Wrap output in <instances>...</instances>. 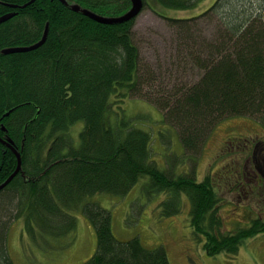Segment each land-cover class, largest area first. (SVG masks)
Masks as SVG:
<instances>
[{
    "label": "trees",
    "instance_id": "trees-1",
    "mask_svg": "<svg viewBox=\"0 0 264 264\" xmlns=\"http://www.w3.org/2000/svg\"><path fill=\"white\" fill-rule=\"evenodd\" d=\"M65 1L0 0V19L12 15L0 23V138L11 141L21 158L20 171L0 191V264H15L6 244L9 222L22 220L27 236L47 243L41 249L56 251L74 240L71 212L79 210L96 235L94 253L82 264H170L162 245L148 249L138 237L117 239L110 211L91 201L101 193L124 196L138 184L147 195L163 196V218L179 215L188 199L189 225L207 256L236 255L264 232L263 212L253 208L262 200L244 198L246 189L238 196L234 183L242 166L230 163L222 173L224 188L238 199L234 209L248 216L245 226L229 222L234 227L228 228L221 214L225 199L211 176L197 180L196 168L220 121L251 118L264 132V0H216L196 17H163L174 51L154 65L140 57L136 18L102 24L71 8L118 17L130 0ZM156 1L187 9L202 0ZM46 25L47 38L37 49L2 53L38 42ZM129 99L162 113L177 133L182 157H169L164 166L152 158L141 115L126 116L121 107ZM239 137L234 146L246 157L250 141ZM184 162L188 170L180 171ZM16 167L15 154L0 142V184Z\"/></svg>",
    "mask_w": 264,
    "mask_h": 264
},
{
    "label": "rangeland",
    "instance_id": "rangeland-1",
    "mask_svg": "<svg viewBox=\"0 0 264 264\" xmlns=\"http://www.w3.org/2000/svg\"><path fill=\"white\" fill-rule=\"evenodd\" d=\"M145 1L147 6L134 21V41L139 47L140 57L154 65L159 62L163 64L174 51L172 29L163 17L175 19L196 17L216 0H202L187 9L167 7L156 0ZM206 28L209 34L211 25ZM187 75L190 79L195 78L196 71L187 72ZM121 107L126 116L134 118L141 115L140 126L151 133L152 158L159 165L164 166L165 160L169 157H182L183 149L176 131L163 122L162 113L153 105L142 100L129 99L124 100ZM254 127L257 125L251 118L230 117L220 121L207 139L197 164V180L202 181L206 175L211 176L213 184L225 199L221 214L228 228L234 227L229 222L244 225L247 214L242 209H234L238 199L224 188L227 179L222 173L229 170L230 163L234 165L238 162L236 166H242L245 154L242 148L235 147L238 142L233 137H239L240 134L242 137L248 136L247 132ZM185 163L178 168L180 171L188 170ZM234 169L235 167L232 168ZM247 169H249L248 165ZM221 174L223 178L220 177ZM231 182L232 179L227 182L230 187ZM162 199V195H147L140 188V184L124 196L101 193L91 197V201L110 211L112 231L117 239L125 241L138 237L141 244L148 249L162 245L168 254L170 264H191L190 261L194 264H264V232L245 241L234 256L220 254L209 257L203 251V242L193 235L190 228L188 199L183 198L179 215L168 218L159 215V203ZM248 200L252 202L251 199ZM253 208L257 214L262 211L263 214H260L264 219V199L259 206L254 205ZM71 213L77 220L75 238L71 244L62 242L60 245L62 248L56 251L50 248L41 249L47 243L35 242L27 236L22 220L9 222L6 244L13 262L15 264H82L88 260L96 246L95 231L80 210Z\"/></svg>",
    "mask_w": 264,
    "mask_h": 264
},
{
    "label": "flooded vegetation",
    "instance_id": "flooded-vegetation-1",
    "mask_svg": "<svg viewBox=\"0 0 264 264\" xmlns=\"http://www.w3.org/2000/svg\"><path fill=\"white\" fill-rule=\"evenodd\" d=\"M248 139L249 145L246 146V157L242 163V170L240 176L235 178L234 187L240 191L238 196H241V191L245 195L244 198L251 195L252 198L256 196L258 201L264 199V132L258 129H249ZM251 133V134H250ZM241 141L242 138H234ZM245 138L243 139L244 142ZM247 165L249 169H247ZM243 180V181H242ZM248 180V181H247ZM251 180V182H249ZM245 183V184H244ZM241 198V197H239ZM194 264L193 261H190Z\"/></svg>",
    "mask_w": 264,
    "mask_h": 264
},
{
    "label": "water",
    "instance_id": "water-1",
    "mask_svg": "<svg viewBox=\"0 0 264 264\" xmlns=\"http://www.w3.org/2000/svg\"><path fill=\"white\" fill-rule=\"evenodd\" d=\"M62 3H66L65 0H59ZM131 2V7L130 9L124 13L123 15H120L118 17H104V16H100L97 15L87 9H80L79 6L77 5H72L71 8L74 11H81V13L98 22V23H102V24H119V23H124V22H128L131 19H134L138 16V14L142 11L143 7H144V0H130ZM12 15H8V16H4L0 19V23L6 21L7 19H9ZM47 33H48V25H46L45 30L43 32V35L41 37V39L29 46H20V47H12V48H6L2 50L3 54H11V53H19V52H27V51H31L34 49H37L38 47H40L46 40L47 38ZM10 112L6 113L5 115L8 116ZM0 142L2 144H4L6 147H8L9 149L12 150V152L15 154L16 158H17V167L15 169V171L2 183L0 184V191L2 189H4L10 182L11 180L17 175V173L20 171L21 169V158H20V154L17 152V150L14 148L13 143L10 142H6L5 140H2L0 138Z\"/></svg>",
    "mask_w": 264,
    "mask_h": 264
}]
</instances>
